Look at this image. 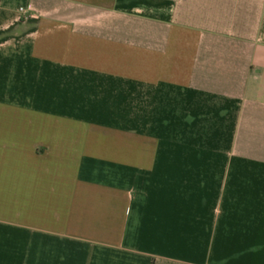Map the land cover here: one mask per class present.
Wrapping results in <instances>:
<instances>
[{
    "label": "crops",
    "instance_id": "1",
    "mask_svg": "<svg viewBox=\"0 0 264 264\" xmlns=\"http://www.w3.org/2000/svg\"><path fill=\"white\" fill-rule=\"evenodd\" d=\"M0 264H264V0H0Z\"/></svg>",
    "mask_w": 264,
    "mask_h": 264
},
{
    "label": "built area",
    "instance_id": "2",
    "mask_svg": "<svg viewBox=\"0 0 264 264\" xmlns=\"http://www.w3.org/2000/svg\"><path fill=\"white\" fill-rule=\"evenodd\" d=\"M20 11H21V12H24V8H23V7H21V8H20Z\"/></svg>",
    "mask_w": 264,
    "mask_h": 264
}]
</instances>
